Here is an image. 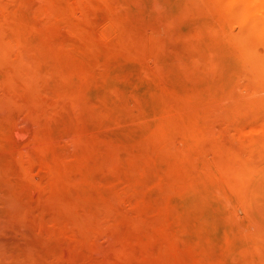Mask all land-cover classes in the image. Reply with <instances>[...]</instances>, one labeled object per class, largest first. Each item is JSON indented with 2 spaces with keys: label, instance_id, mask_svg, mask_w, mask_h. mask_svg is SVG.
Here are the masks:
<instances>
[{
  "label": "rangeland",
  "instance_id": "374dc122",
  "mask_svg": "<svg viewBox=\"0 0 264 264\" xmlns=\"http://www.w3.org/2000/svg\"><path fill=\"white\" fill-rule=\"evenodd\" d=\"M75 1L61 0L52 21L32 0L0 15L10 66L20 54L29 62L22 72L15 61L14 72L4 59L0 88L48 104L22 137L0 144V197L7 184L32 204L61 192L85 208L22 213V228L61 234L52 243L79 253L95 228H109L126 244L124 264H264V78L243 58L239 24L217 0ZM198 109H215L208 117L230 147L219 190L184 191L182 170L162 148L169 121L187 123ZM22 146L37 163L4 160Z\"/></svg>",
  "mask_w": 264,
  "mask_h": 264
},
{
  "label": "bare ground",
  "instance_id": "6f19581e",
  "mask_svg": "<svg viewBox=\"0 0 264 264\" xmlns=\"http://www.w3.org/2000/svg\"><path fill=\"white\" fill-rule=\"evenodd\" d=\"M9 1L12 2L14 0ZM32 1V4L37 10V13H40L46 19L50 17H53V19L54 17L61 18V0ZM217 2L219 3V7L221 8V10L223 9L225 11L227 17L230 18V20L236 21L240 26V30L238 29L240 37L238 41V47L242 52L243 58L246 60V62L250 63L251 66H253V69L255 70L259 78H264V0H217ZM9 3H7L6 0H0V15L7 14ZM79 13H82V11ZM84 13H82L83 16H85ZM78 16L80 17L81 15L79 14L77 15V17ZM2 24L3 23H1L0 25ZM1 40L2 39H0V41ZM4 43L6 44V42H2V45L0 43V52L3 53V59L0 58V63L5 59L7 64L9 65V68H12V65L15 63V61L18 60V64H15L22 68V72L25 71L26 68H28L26 66H28L29 62L25 61L26 59H24L23 57L21 58V54L18 55L17 60L11 63L10 66V63L8 62L9 59L7 58L6 54V49L8 48L6 45V47L3 46ZM13 47L14 46H12V48ZM260 47L261 50L259 49ZM28 51L29 54L27 55H29L28 58H30L32 49L28 48ZM32 58L35 59L33 56ZM180 67L183 66L181 65ZM15 68L17 69L18 67ZM27 74L21 77L18 76L16 78L28 79ZM29 81L30 80H28L27 82ZM34 98L35 97H33V95L28 92L15 93L10 89L0 88V144L3 142L5 143L4 140L8 139V137H19L18 135L20 134V136L22 137L28 123L32 124L33 122H36L37 124V119H42L41 117L45 115V111L47 110H45L44 108L48 106V104L45 105L44 103H40ZM190 108L191 107H189V109ZM73 110H75V108ZM212 111L213 110L209 109L206 115L202 110L198 109V111H195L193 113L194 115L192 116V118H189L188 121L186 120L187 123H184L182 125H176V123H174V121L171 119L169 121V123L171 124L168 126L169 129L159 133L161 140L163 139V142L161 143L162 148L168 151V155L171 158L174 157L173 161L176 162V167L182 170L180 179L184 182V191H190L195 186L200 184L208 186H211V183L215 184V190H219L221 186L224 187V158L226 155H230L231 152L230 147H227L225 145L226 140L224 136L219 134V136L216 137L217 132L220 129L218 130V124L214 122V118L212 119V117H208L209 114L212 113ZM204 114L206 116V119L204 123L201 124V120L202 118H204ZM217 116L218 118H220L219 115ZM259 128L261 133L264 134V123H261V126ZM207 140L210 141L209 145L215 157V168L213 174L212 172L210 173L209 170V168L212 167L213 164H211L212 162H210V159H208V156L210 155V147L206 149ZM197 142H200L198 143L199 146L195 147V143ZM28 151L29 150H27L24 146L19 147L13 152V154L5 155L4 160L7 162H22L23 160H29L30 162H28V164H34V162L36 161H34V157H32L33 159L29 157L30 151ZM42 164L44 169L48 171V168L50 167L49 161L42 159ZM196 169L198 173L195 172ZM219 169L221 170L219 171ZM3 172L5 173L4 176L7 177V173L9 172H5L4 170ZM26 172L28 173V175L30 174V171ZM29 176L32 175L30 174ZM217 192H213L212 190L211 196L212 194H216ZM2 193L3 194L0 197V209L5 211L7 219L5 221L1 220L3 218L0 219V264H79V259L83 260V264H124L123 262L125 261L124 258L126 257L125 253L127 249L125 247L126 244L124 245L123 243V245H120L115 237L116 232L114 230H109V228H103L102 225L101 228H95V232L94 234H92L94 235L92 241L85 247L86 251L80 253L77 252V250H69L65 245L61 246L60 244H57L55 246L53 243H56L57 239H61V234L56 233L45 237L42 234L36 235L32 231L24 230L22 228L24 227V222H26L23 217L19 216L22 213L28 214L31 211H56L57 213L61 214V212L69 211L71 209L83 212V209H85L83 206L84 204H70V199L67 198L63 200L61 198V192H55L54 199L52 201H48L43 205L32 204L27 199H23L24 197L20 198V196L14 193V191H12V189H10L9 185L7 184L3 185ZM47 200L49 199L47 198ZM112 203H115V201ZM116 207L117 209H119V206ZM54 221H57L56 223H59L58 220ZM89 223L87 222L86 224L89 225ZM104 227H106V225ZM129 239L134 238L130 236V238L128 237L127 240ZM135 239H137V237H135ZM49 241H51V243L53 242V245L51 244L50 246ZM79 242L82 243L85 242V240H79ZM163 247H165V245Z\"/></svg>",
  "mask_w": 264,
  "mask_h": 264
}]
</instances>
